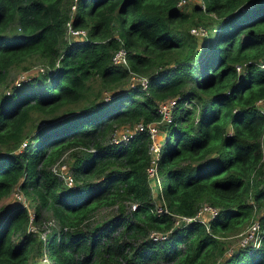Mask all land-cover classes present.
I'll return each mask as SVG.
<instances>
[{"label":"trees","instance_id":"1","mask_svg":"<svg viewBox=\"0 0 264 264\" xmlns=\"http://www.w3.org/2000/svg\"><path fill=\"white\" fill-rule=\"evenodd\" d=\"M202 1L195 36L176 0H0V86L10 68L41 64L0 91V198L17 186L34 199V219L48 209L58 222L40 236L22 202L0 207V264H264V232L226 256L220 238L255 206L264 226V0ZM68 19L85 38L65 37ZM119 44L128 68L111 62ZM131 72L146 87L129 84ZM169 98L157 124L167 212L156 215L148 136L110 138L157 121ZM63 153L71 185L50 169ZM202 204L216 208L208 228L174 222ZM106 205L115 206L107 218L80 227Z\"/></svg>","mask_w":264,"mask_h":264},{"label":"built area","instance_id":"2","mask_svg":"<svg viewBox=\"0 0 264 264\" xmlns=\"http://www.w3.org/2000/svg\"><path fill=\"white\" fill-rule=\"evenodd\" d=\"M187 0H176V5L181 6L184 4ZM189 1V0H188ZM197 4H200L201 7H203V1L202 0H195ZM71 8H74V3L71 5ZM189 31L194 34L198 35L201 33H204V27L199 25V26H192L189 28ZM65 37L67 39L70 38H85L86 37V28L84 27H77L73 26L70 19H68L65 22ZM111 62L117 66H123L124 68L129 67L128 59L126 56V49L124 48L123 45L119 44L112 52L111 54ZM238 69L239 66H236ZM41 69L38 67V70ZM26 76H22L21 79L16 80L15 83L18 84L20 80L26 78ZM129 79V84H140L142 88L146 87V81L147 78L146 76L142 74H137L131 72L128 76ZM174 99L169 98L165 101L159 102L157 105V111L160 115L159 119L157 121H150L143 123L142 121H138L134 123L131 127L125 126L128 129L125 131H120L117 134H115V131L113 132L110 142L116 143L118 141H126L134 131H143L149 138V145H148V153L150 156L149 159V164L146 167V172H147V177L149 179V185H150V192H151V187L154 184H159V173L157 172V157H158V149H159V139L158 137V123H163L165 122L171 113V105L173 104ZM133 127V129H132ZM50 169L53 173H55L61 181L66 184V185H71L74 182L72 171L67 167V163L62 160V156H60L58 159H56L50 166ZM159 175V176H158ZM152 185V186H151ZM262 185L264 187V172L262 174ZM16 187V186H15ZM14 189V188H13ZM152 193V192H151ZM159 196L158 198H155L152 195V197L155 199V204H154V209L153 212L156 215H159L161 212H167L164 204H163V199H162V193L158 192ZM15 195V200H18L22 202L24 205L25 203L22 201L23 197L19 193H14ZM254 207V205H253ZM207 212H204V211ZM202 212L201 216L199 215ZM206 213V214H205ZM216 213V208L207 204H202L198 210L196 211V214L193 216H185V215H180L176 216L174 222L179 225L182 221H189L192 219H198L201 221L203 224H205V227L208 228L207 226V221L211 216H213ZM259 221L258 219H254L250 221L249 225L243 230L242 232H239L238 234L240 235L239 238V246H250V247H256L259 245L260 238H261V231L259 229ZM27 227V225H26ZM27 230H33L31 228L27 227ZM158 235L152 236L153 239L156 238H162L164 235ZM232 250H228L227 254H230Z\"/></svg>","mask_w":264,"mask_h":264},{"label":"rangeland","instance_id":"3","mask_svg":"<svg viewBox=\"0 0 264 264\" xmlns=\"http://www.w3.org/2000/svg\"><path fill=\"white\" fill-rule=\"evenodd\" d=\"M194 2H196V1L195 0H189V1L187 0L184 4H182L179 7L183 11L189 13L190 17H189V21L187 22L188 29L191 28L192 26L204 25L201 23L202 19L198 18V9L193 7ZM205 27H207V26H205ZM207 31H208V27H207ZM40 65L41 64L39 61L33 59L31 66H34V67H32L30 70H21L19 68H10L9 71L7 72V76H6L4 83L0 86V91L4 90L5 87L13 85L15 83V81L21 79L22 76H26L30 72L37 71L38 67ZM122 126H124V125H122ZM122 126H119L116 129L115 134H117L120 131H125L128 129L127 127H122ZM132 129H133V127H132ZM161 135H162V132L160 131V129H158V137H161ZM262 142L264 143V138H263ZM62 160H64L65 162H69V158H68L66 153L62 154ZM161 179H162V177L159 176V184H154L153 186L151 185L152 186L151 187V192H152L151 194H153V196L155 198H158V196H159L158 192L162 193V187H163L164 182H163V179L162 180ZM15 192L19 193L23 197L22 201L25 203V206L27 207L28 217H29V219L27 221V227L28 228L34 229L40 236H44L45 232H49L52 228L58 227L57 219L52 215L51 211L48 209H40L38 217L34 219L33 218V210H34V201L33 200L34 199H31L28 195H26L25 193H22L23 191L20 190L17 186L14 187V189L11 192H9L5 197L0 198V207H3L12 201H15V195H14ZM252 204L254 205L253 202H252ZM114 209H115V206H108V205L99 206L93 212H91L87 218H85L83 220L80 227L81 228H91L95 222L101 221V220L107 218L114 211ZM204 212H207V211L205 210ZM201 214H202V212L199 215L201 216ZM259 215H260V211L257 209V206H255V208L253 210V215H252V218L250 221H252L254 219H258ZM250 221L246 222L238 230L230 232L227 235H223L220 237L224 242V248H223L222 256H226L228 250H233L236 247H239V244H238L239 241L238 240L240 238V235L238 233L245 230V228L249 225ZM259 229L261 232H264V226L262 228L259 226ZM41 256L42 255H40V253H38V252L34 251L32 253L33 260L38 261V263L47 262V259H45L46 255H44L43 258H41Z\"/></svg>","mask_w":264,"mask_h":264},{"label":"crops","instance_id":"4","mask_svg":"<svg viewBox=\"0 0 264 264\" xmlns=\"http://www.w3.org/2000/svg\"><path fill=\"white\" fill-rule=\"evenodd\" d=\"M161 138V137H160Z\"/></svg>","mask_w":264,"mask_h":264}]
</instances>
